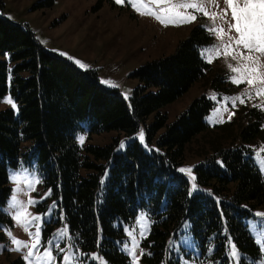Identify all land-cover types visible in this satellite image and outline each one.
Here are the masks:
<instances>
[{
  "label": "trees",
  "instance_id": "16d2710c",
  "mask_svg": "<svg viewBox=\"0 0 264 264\" xmlns=\"http://www.w3.org/2000/svg\"><path fill=\"white\" fill-rule=\"evenodd\" d=\"M210 41L192 26L173 53L134 71L140 85L127 102L117 89L101 86L95 71L78 69L29 28L0 15V99L9 92L17 106L0 110V226L10 224L2 211L11 191L8 169L22 163L36 167L76 247L97 251L108 264H131L120 247L124 227L141 211L150 221L141 244L144 264H179L169 243L185 222L202 251L214 248V260L228 264L230 241L243 255L239 264H253L261 254L244 224L243 205H264V180L244 143L264 140L263 114L250 111L254 120L241 130V144L216 146L193 166L191 188L179 169L189 144L207 129L213 103L200 95L173 121L161 111L211 71L200 54ZM221 79L215 76L213 88ZM230 89L228 83L224 90ZM83 124L88 138L108 131L132 136L143 124L148 148L132 140L117 152L119 136L105 145H78ZM9 264L25 263L17 257Z\"/></svg>",
  "mask_w": 264,
  "mask_h": 264
},
{
  "label": "rangeland",
  "instance_id": "374dc122",
  "mask_svg": "<svg viewBox=\"0 0 264 264\" xmlns=\"http://www.w3.org/2000/svg\"><path fill=\"white\" fill-rule=\"evenodd\" d=\"M0 3V15L29 28L48 51L63 57L78 69L95 71L101 86L106 89H117L127 102L132 91L140 85L139 80L132 75L136 69L147 61L173 53L178 42L187 37L192 26L198 25L203 28L211 36V41L201 47L200 54L211 65V71L207 72L200 81L195 82L180 98L161 109L167 114L168 120L173 121L193 99L200 95H205L213 103V108L205 116L207 129L189 144L183 165L179 169L190 170L180 172L188 179L191 188L195 187L193 166L199 163L205 154L209 155L216 146L241 144V130L254 120L250 112L252 109L261 112L264 117V93L256 94L258 88H264L262 82L264 53L249 51L243 45L234 42L239 34L235 29L229 31V24L234 23L231 11H228L227 16H223V11L228 8L226 0H121L119 3L117 0H0ZM191 3L203 6L209 15L183 7L168 11L172 6ZM176 12L195 16V19L191 22H181L180 17L175 15ZM153 13L164 15L165 22L162 23ZM213 13L215 19L212 18ZM213 28H222L223 33L218 35L210 30ZM228 45L231 47L226 50ZM81 64L84 67H81ZM250 69L258 70L249 71ZM217 74L224 78L219 81V89L211 85ZM232 77L237 79L244 77L245 82L234 83ZM247 79L253 80V83L248 84ZM228 83L231 84V89L225 91L224 88L228 87ZM238 97L243 98L244 102L237 100ZM8 98H11L12 103L7 102ZM233 100H236L235 105ZM5 108L13 110L17 108L9 92L0 99V110ZM153 118V114L149 115L145 125H149ZM144 127L141 124L132 136L108 131L88 138L83 124V130L76 134L75 141L78 145L87 142L105 145L115 136H119L115 148L117 152L122 151L132 140H137L147 149ZM262 127L264 128V121ZM141 133L143 139L140 138ZM244 144L250 147L252 160L264 180V140L259 137ZM152 146L154 147V144ZM7 173L11 191L2 211L10 218V224L0 226L2 232L0 264H9L17 257H20L25 264H63L65 255L75 257L70 264H108L97 251L85 253L76 247L68 234L61 213L50 198V191L42 185L35 166L29 168L21 163L16 168H9ZM13 175L22 177L19 181L21 190L15 193L13 190L18 185L16 181L10 179ZM30 181L38 182L30 188ZM13 195L22 202V206L12 203ZM30 199L36 203L29 204ZM243 209L249 213L244 224L261 254L253 264H264V246L259 242L264 239V224L261 223L264 221V205L253 208L243 205ZM18 212L19 220L15 219ZM33 217L40 219L33 221ZM26 222H30L27 228L24 226ZM37 227H39V243L33 249ZM9 232L11 235H8ZM149 232L150 221L144 211L138 212L133 222L124 227L126 240L120 248L128 256L131 264H144L142 255L145 253V248L141 244L148 237ZM13 237L27 244L28 247L14 244ZM169 247L170 256L179 264H221L218 259L212 258L213 247H208L205 252L199 248L187 222L181 226V230L169 243ZM233 248L238 254L235 257L232 256ZM60 249L64 251L61 252ZM133 249L135 261L132 257ZM30 250L33 255L30 260H25L23 257ZM45 251H50L54 259L48 260L44 256ZM240 257L243 255L229 241L228 264H239Z\"/></svg>",
  "mask_w": 264,
  "mask_h": 264
},
{
  "label": "snow or ice",
  "instance_id": "6c2138e0",
  "mask_svg": "<svg viewBox=\"0 0 264 264\" xmlns=\"http://www.w3.org/2000/svg\"><path fill=\"white\" fill-rule=\"evenodd\" d=\"M117 2H121V0H117ZM226 3L228 5V8H226L223 11V16H227L228 11H231V16L232 20L234 23L229 24V31L232 29H235L236 33H238V37L235 39V43L237 45H243L244 48L248 49L249 51H256V52H261L264 53V0H226ZM178 7H183V8H191V9H196L198 11H201L204 15H209V13L203 8L201 5H197L196 3H191V4H182V5H175L172 6V8H169L168 11L171 12L174 8ZM156 18L159 19L162 23L165 22L164 15L162 14H156ZM176 16H179L181 19V22H191L192 20L195 19V16H186L183 15L180 12L175 13ZM212 18L215 19V13L212 14ZM223 18V17H222ZM211 31L216 32L218 35L223 33V29H210ZM230 40L232 39L231 37L229 38ZM231 45L226 46L227 48H230ZM219 55V53H217ZM77 63H79L77 61ZM81 67H84L83 64H81ZM231 68V65H229ZM258 69H250L249 71H257ZM233 71H236V69H233ZM232 80L234 83H242L245 82V78L241 77V79H237L236 77H232ZM246 82L248 84H252L253 80L247 79ZM262 82H264V78H262ZM107 83V82H105ZM115 86V85H113ZM264 93V88H258L257 89V95H260ZM237 100H240L241 103L244 102L243 98H236ZM8 103H12L11 98H8L7 100ZM236 100H233V105H235ZM13 107H15V104H13ZM141 139H143V134L141 133ZM81 143H83V137H81ZM180 171H190L189 169H181ZM22 177L19 175H13L10 177L11 180H14L17 182V188L13 190V192L20 191L21 189L19 188V181L21 180ZM38 181H30L29 182V187L31 188L34 183ZM50 194V193H49ZM11 201L14 205L20 204L22 206V202L18 201L16 196L13 195L11 197ZM29 204H34L36 201L34 200H29ZM15 219L19 220L20 219V213H17V216ZM40 217H33L32 220H39ZM143 219V218H142ZM28 223H25V228L28 227ZM264 224V221L261 222ZM64 230H62L63 232ZM131 234V233H130ZM8 235H11L9 232ZM30 235H33L30 233ZM35 242L32 245V248H36L38 243H39V227H37V231L34 234ZM12 242L18 246L22 245L24 247H28L27 244H24L22 241L17 240L15 237L12 238ZM262 246H264V239H261L259 241ZM51 243V242H49ZM18 250V249H17ZM60 251H64L63 249H60ZM33 255V252L30 250L28 254L23 257L25 260H30ZM238 254L235 252L234 248L232 251V256H237ZM44 256L48 260H53L54 257L51 256L50 251H45ZM132 257L133 261L136 260L135 257V250H132ZM75 259L73 255H65L63 257V264H70Z\"/></svg>",
  "mask_w": 264,
  "mask_h": 264
}]
</instances>
